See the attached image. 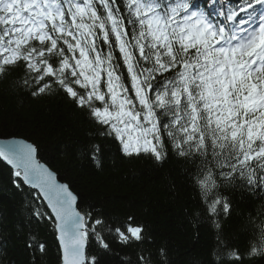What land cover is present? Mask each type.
<instances>
[{"label":"snow or ice","instance_id":"snow-or-ice-1","mask_svg":"<svg viewBox=\"0 0 264 264\" xmlns=\"http://www.w3.org/2000/svg\"><path fill=\"white\" fill-rule=\"evenodd\" d=\"M14 68L23 73L15 87L32 97L63 92L125 156L185 161L197 215L215 229L209 258L196 264L264 256V205L248 215L240 243L224 230L232 203L220 192L264 197V0H0V78ZM0 163L14 188H27L29 218L55 233L62 264H104L113 241L145 243L131 215L82 210L36 142L0 140ZM28 246L47 251L38 234ZM121 264L170 260L165 247L141 246Z\"/></svg>","mask_w":264,"mask_h":264},{"label":"trees","instance_id":"trees-1","mask_svg":"<svg viewBox=\"0 0 264 264\" xmlns=\"http://www.w3.org/2000/svg\"><path fill=\"white\" fill-rule=\"evenodd\" d=\"M114 55L119 59L118 50ZM22 75L20 68H14L0 78V137L36 142L42 160L70 182L82 210L90 208L94 214L119 221L131 215L144 226L143 245L113 241L111 251L103 256L104 264L134 258L141 246L153 253L165 247L170 264H196L209 258L215 229L197 215L200 198L185 174L182 158L170 152L167 160L158 163L147 155L125 156L117 141L96 135L98 126L89 123L63 92L32 97L15 87ZM93 151L95 161L90 158ZM12 179L11 168L0 163V264H62L55 233L29 218L27 188L17 190ZM220 192L232 203L229 218L222 221L225 232L246 243L245 221L264 205V197L232 186ZM33 234L46 241L43 255L28 246ZM250 264H264V256L252 257Z\"/></svg>","mask_w":264,"mask_h":264},{"label":"water","instance_id":"water-1","mask_svg":"<svg viewBox=\"0 0 264 264\" xmlns=\"http://www.w3.org/2000/svg\"><path fill=\"white\" fill-rule=\"evenodd\" d=\"M10 138H13V137H10ZM10 138H0V140H3V139H10ZM16 138H21V137H16ZM29 141V140H28ZM43 162V161H42ZM44 163V162H43ZM59 177V176H58ZM61 256H62V252H61Z\"/></svg>","mask_w":264,"mask_h":264},{"label":"bare ground","instance_id":"bare-ground-1","mask_svg":"<svg viewBox=\"0 0 264 264\" xmlns=\"http://www.w3.org/2000/svg\"><path fill=\"white\" fill-rule=\"evenodd\" d=\"M0 138H2V137H0ZM10 138V137H9ZM43 161V160H42ZM44 163H46L45 161H43ZM9 168H10V166H8ZM61 258H62V256H61Z\"/></svg>","mask_w":264,"mask_h":264}]
</instances>
